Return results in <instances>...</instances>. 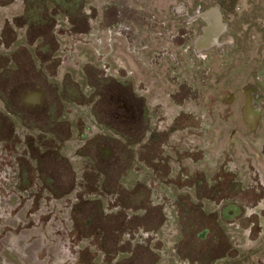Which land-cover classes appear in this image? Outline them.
<instances>
[{
  "label": "flooded vegetation",
  "instance_id": "flooded-vegetation-1",
  "mask_svg": "<svg viewBox=\"0 0 264 264\" xmlns=\"http://www.w3.org/2000/svg\"><path fill=\"white\" fill-rule=\"evenodd\" d=\"M2 108L44 264H264V0H0Z\"/></svg>",
  "mask_w": 264,
  "mask_h": 264
},
{
  "label": "rangeland",
  "instance_id": "rangeland-1",
  "mask_svg": "<svg viewBox=\"0 0 264 264\" xmlns=\"http://www.w3.org/2000/svg\"><path fill=\"white\" fill-rule=\"evenodd\" d=\"M8 111V109L2 108L0 110V115L7 114ZM4 120V117L3 119L0 117V125L3 124ZM3 131L4 130L0 128V146L9 138V133L7 132L4 136V134H2ZM163 143L165 144L163 148L165 150L168 149L167 151H171L169 146L170 142ZM113 146L115 150L120 149L121 142H115ZM1 148L3 147H0V149ZM133 165L134 164L129 163L128 167L124 166L114 171L112 174L113 180H137L135 177L137 173L128 172ZM16 167L17 165H15L12 157L8 155V152L3 151L0 153V264H44V261L42 262L44 256L38 253L40 244L42 243V237L38 239L32 237V233L30 232L31 220H28L30 216L29 213H27L29 211V202L27 199L31 192H38L34 194V198L32 199V201L36 202V199L43 196V190L32 189V185L13 188L11 182L19 176H23L24 181L27 182L38 177L37 174L31 171H29V173L23 171L21 174L19 171L20 169H16ZM162 170L164 173H170L173 170V162L171 161L169 167L162 168ZM132 176L135 177V179L132 178ZM39 207V204H34L35 213L37 214ZM225 228L229 230L227 226H225ZM55 259V254L51 253L47 264H59L53 261Z\"/></svg>",
  "mask_w": 264,
  "mask_h": 264
}]
</instances>
